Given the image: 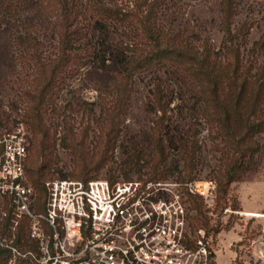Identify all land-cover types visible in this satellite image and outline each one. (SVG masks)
<instances>
[{"label": "rangeland", "instance_id": "obj_1", "mask_svg": "<svg viewBox=\"0 0 264 264\" xmlns=\"http://www.w3.org/2000/svg\"><path fill=\"white\" fill-rule=\"evenodd\" d=\"M219 1L168 0L159 19L164 28L185 29L196 44L207 38L219 50L223 41ZM232 28L237 34L235 42L241 63L249 70V75L264 76V0H237ZM37 30L38 52L52 57L56 53V35L46 23ZM20 32V28H13L5 40L13 53L12 62H7L0 52V134L16 130L26 147L21 182L28 192L24 206L17 209L6 205L0 235H30L38 240L40 252L39 256L30 251L19 254L11 248L13 256L7 264H18L17 255L30 256L36 264L72 263L84 257L80 251L90 237L80 235L83 239H75L76 236L66 239L61 230H57L60 232L57 237L53 235L55 230L46 219V202L44 210H37V192L30 180L32 163L37 158L36 164L43 163L44 158L50 162L42 185L55 178L85 179L80 172L87 161L93 163L99 159L106 162L100 169L92 170L90 178H104L111 183L147 180L143 173L153 171L150 159L159 157L157 137H162L167 170L156 175L158 179L148 182L145 196L153 200L170 198L172 191L178 192L181 183L209 179L216 182L215 177L224 171V142L217 129L210 130L201 118L204 104L197 85L182 71L169 66L146 69L134 75L127 106L118 117L122 124L113 127L107 116L112 118L115 113L108 111L106 102L114 97L100 93L95 82L98 76L87 72L88 64L82 65L51 95L52 104L46 109L44 119L51 135L50 144L38 156L34 129L27 117L28 98L23 93L33 76L32 49L19 43ZM101 78L108 79L105 75ZM156 84L170 97L165 113L155 101ZM116 121L113 117L111 124ZM106 133L111 136L110 141ZM254 139L259 145L255 164L240 180L230 182L225 192L220 191L212 205L198 195H195L199 197L195 205L189 204L187 196L180 197L184 203L185 229L190 234L187 237L193 241L201 239L207 244L213 264H264V243H261L264 235V132ZM184 141L188 142H185L187 149L195 144L196 158L191 164L185 162ZM131 161H139L137 168L141 175L135 169L129 170ZM135 182L139 187L142 185ZM2 241L1 246L8 247ZM59 243L64 245L63 249ZM51 256L55 259L48 263Z\"/></svg>", "mask_w": 264, "mask_h": 264}, {"label": "trees", "instance_id": "obj_2", "mask_svg": "<svg viewBox=\"0 0 264 264\" xmlns=\"http://www.w3.org/2000/svg\"><path fill=\"white\" fill-rule=\"evenodd\" d=\"M168 0H0V52L8 62L13 53L7 48L8 32L20 28V44L31 47L33 62L31 82L23 90L28 98L27 117L34 129V141L38 144V156L49 147L50 132L46 125L45 112L52 104L51 95L84 64L87 72L95 73L100 93L114 97L108 111L114 112L115 124L121 126L122 115L131 93L133 77L146 69L169 66L186 74L198 87L203 101L201 118L210 130L217 129L225 149L222 157L224 171L216 178L217 194L225 192L226 186L240 180L256 162L258 143L254 137L264 132V76L249 75L241 63L239 47L232 24L237 14V0H220V26L223 41L219 50L207 38L193 42L185 29L168 30L159 19ZM53 18V19H52ZM57 37L56 53L44 57L38 52L35 33L41 24ZM262 67V66H261ZM259 67L256 71L259 72ZM108 79L103 81L101 76ZM258 82V83H257ZM155 101L166 112L170 97L156 84ZM108 90V91H107ZM103 134V133H102ZM105 135V134H104ZM117 135H115L116 137ZM107 141L111 136L106 133ZM159 157L150 159L153 171L146 173L148 179H155L167 170V155L163 138H158ZM184 141L185 162L191 164L196 158V148L187 149ZM33 159V158H32ZM29 160V159H28ZM28 160L25 163L26 172ZM38 162V158L35 159ZM32 163L31 183L36 188L37 210H44L46 202L45 182L49 159L41 164ZM106 162L99 159L87 161L81 171V180L89 177L92 170H98ZM139 161H131L129 170H136ZM90 164H92L90 166ZM132 164V165H131ZM187 167V165H186ZM149 174V175H148ZM141 175V174H140ZM93 176V175H92ZM158 179V178H157ZM181 182V181H179ZM195 195H188L189 204H196ZM22 225L18 227L19 231ZM2 244L8 247L1 246ZM4 242V243H3ZM190 247L193 241H185ZM19 254L32 252L39 256V242L30 235H0V264H7L12 258V249ZM34 258H36L34 256ZM18 264H36L32 257L16 256ZM50 261H48L49 263Z\"/></svg>", "mask_w": 264, "mask_h": 264}, {"label": "built area", "instance_id": "obj_3", "mask_svg": "<svg viewBox=\"0 0 264 264\" xmlns=\"http://www.w3.org/2000/svg\"><path fill=\"white\" fill-rule=\"evenodd\" d=\"M25 153L16 130L0 134V222L6 205L18 209L26 204L28 190L21 182ZM135 181L55 178L45 182L46 219L55 230L53 235H60L57 230L66 239L90 235L80 251L84 257L67 264H213L211 251L201 239L192 240L196 244L190 247L185 242L190 234L180 197L198 195L212 205L216 182L181 183L170 198L153 200L145 196L150 181Z\"/></svg>", "mask_w": 264, "mask_h": 264}, {"label": "crops", "instance_id": "obj_4", "mask_svg": "<svg viewBox=\"0 0 264 264\" xmlns=\"http://www.w3.org/2000/svg\"><path fill=\"white\" fill-rule=\"evenodd\" d=\"M217 262H218V260H217ZM218 264H219V262H218Z\"/></svg>", "mask_w": 264, "mask_h": 264}]
</instances>
